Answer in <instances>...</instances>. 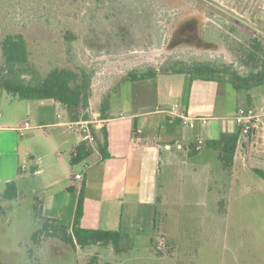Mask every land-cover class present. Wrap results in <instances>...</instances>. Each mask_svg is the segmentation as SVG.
Returning <instances> with one entry per match:
<instances>
[{
    "label": "rangeland",
    "instance_id": "obj_1",
    "mask_svg": "<svg viewBox=\"0 0 264 264\" xmlns=\"http://www.w3.org/2000/svg\"><path fill=\"white\" fill-rule=\"evenodd\" d=\"M131 1L107 0L95 12L97 5L89 0L83 8L79 7L78 18L70 13L71 16L62 17L65 21L59 11L63 8L66 13L68 9L63 5L68 1L0 0V36L9 31H27L33 61L47 68V63L59 64L64 52L62 38L50 27H64L71 23L67 22L70 19L77 22L79 33L69 54L71 64L94 69L91 112H98L99 103L108 92L113 95L110 111L139 110L150 112L146 116L151 118L164 115L163 110L184 98V103L189 100V118H207L204 124L185 126L196 136L198 127L204 125L220 129L221 124L238 131L232 111L246 105L244 90H235L224 82L197 79L192 80L190 89L189 74L161 72L178 61L228 64L243 71L241 45L250 35L264 43V0H147V12H140L137 3ZM164 2L172 8L186 4L192 11L205 7L208 15L203 22V38L210 43L202 42L194 27L189 26L177 33L175 44L169 47L170 29L165 21L174 11L167 10ZM133 5L137 6V15ZM75 6L73 3L69 10ZM132 15L135 16L131 19ZM91 27V34H96V39L99 36L96 42L85 41V33H90ZM150 69L159 74L141 81L127 80L129 71ZM258 89L264 90V86L250 93L260 111L263 103ZM0 98V117L13 121L12 142L20 141V147L34 156L24 160L27 171L18 181L16 197L0 198V264H88L92 256L99 264H264V176L246 165L241 145L233 166L227 170L215 155L211 157L209 150L207 159L205 154H181L170 163L164 156L156 175L157 163L145 159L141 199L135 205L137 213L125 212L124 206L126 214L118 229L128 233L129 240L122 241L124 250L118 254L98 245L72 249L50 235L40 237L37 244L31 237L43 218H54L63 225L71 223L68 211L56 215L45 212L44 207L48 199L56 196L59 201L62 194L76 199L77 192H65L73 174L83 177L84 199L86 195L90 200H100L103 195L107 198L108 191L101 190L97 168H92L96 163L93 156L71 164L70 149L78 140L71 125H37V113L27 115L25 107L27 103L37 108L38 100L18 99L2 88ZM216 102V111L193 113L197 103ZM21 120L33 126L23 135L15 130ZM59 121L62 118L54 122ZM219 133L218 130L216 137ZM30 162H36L43 172L32 175ZM4 189L5 184L1 183L0 192Z\"/></svg>",
    "mask_w": 264,
    "mask_h": 264
},
{
    "label": "trees",
    "instance_id": "obj_2",
    "mask_svg": "<svg viewBox=\"0 0 264 264\" xmlns=\"http://www.w3.org/2000/svg\"><path fill=\"white\" fill-rule=\"evenodd\" d=\"M64 7L66 13H63V8L59 11V16L62 18L72 13V17L78 18V12L81 11L79 7L83 8V4L90 2L95 3L96 10L99 11L104 2L107 0H64ZM167 1V0H166ZM175 1V0H174ZM177 1V0H176ZM137 3L140 12H147L150 8L147 0H132ZM179 2V0L177 1ZM75 3L76 6L70 9V6ZM168 2H164L167 10L174 11L172 17L168 18L165 23L167 28L170 29V38L168 46L175 44L177 33L189 26L194 27L196 35H198L202 42L209 44L203 38V22L208 15L205 7H197L192 11L191 7L186 4L184 7L179 8L168 7ZM146 4V5H145ZM174 2H172V5ZM143 5V7H142ZM136 5L135 15L138 10ZM74 9V10H73ZM134 15V16H135ZM131 16V19L134 17ZM66 21V20H65ZM63 27H50L55 31L57 36H60L61 42L64 46L62 53V61L59 64H48L49 67L43 68L33 61L29 45V33L23 31H9L0 36V88L4 89L7 93L22 100H52L63 105L66 110L68 121L71 124L77 122H87L90 134L94 138L96 150L100 153L103 159L109 158L108 152V139L107 129L105 125L97 128L95 123L90 120L92 114L90 111V98L92 95V79L94 76V69L84 65L71 64L70 52L72 51L74 42L79 34L75 28L77 22L70 19ZM56 28V29H55ZM90 33H85L84 37L86 42L97 41L96 34L93 27L88 29ZM242 35H239L241 37ZM103 40V39H102ZM65 54V55H64ZM243 71L233 68L232 65L199 62H173L167 65L161 73H187L190 79H198L204 81H216L219 83H228L235 90H244L246 92L247 101L250 102V92L257 88L264 86V43L261 38L250 35L244 44L239 48ZM42 68V69H41ZM155 70H132L128 72L127 80L130 82L141 81L150 77L158 75ZM112 93H106L99 107L98 119L105 120L108 116L110 105V98ZM76 127V126H74ZM238 132L236 133H222L215 140H206L203 143L204 147L217 151V158L224 170L230 169L234 164V158L238 147ZM200 145V144H199ZM195 146L193 145L192 148ZM94 147L88 140H80L70 152L71 164L79 163L85 158L89 157L94 152ZM257 173H263L254 169ZM69 191H77V201L72 218L69 225L59 224L54 218H43L41 226L34 230L32 233V240L39 244L40 237L50 235L53 238H58L63 244L75 249L77 246L84 250L87 247L98 245L103 248L112 250L113 253L118 254L124 248L122 247L123 240H129V234L117 230H106L99 228H84L81 226L80 221L83 214L84 202V180L82 178L81 184L78 189L74 186L68 187ZM17 194V185L14 180L8 181L5 184V189L0 192V198H14ZM41 214V213H40ZM45 251V250H44ZM41 251V254H44ZM96 257L92 256L88 260V264H99ZM170 262V261H166Z\"/></svg>",
    "mask_w": 264,
    "mask_h": 264
},
{
    "label": "crops",
    "instance_id": "obj_3",
    "mask_svg": "<svg viewBox=\"0 0 264 264\" xmlns=\"http://www.w3.org/2000/svg\"><path fill=\"white\" fill-rule=\"evenodd\" d=\"M191 81L192 80L189 78L188 84L190 89L193 86V81ZM183 94L184 91L182 97ZM257 94L259 96L258 98L263 103L260 111L254 106L251 93L250 102L247 101L245 95L246 105L253 106L258 112L264 113V90L262 89L260 91L258 89ZM112 99L113 95L110 98V108L112 107ZM2 101L3 99L0 98V102ZM183 101L184 98H181L174 102H178L180 111L187 115V112L190 110L189 100H186L185 103ZM37 104V108L31 107L27 103L25 107L27 115L37 113V115L35 114L37 117L34 118L36 123H38L37 125L44 126L67 123L72 126L75 134L78 136V140L71 146V152L73 147L80 142L81 136L76 129L77 127H74V125L70 124L68 121L66 110L63 105L52 100H38ZM217 104V102L212 105L197 103L194 106L193 113L201 114L206 112V109H213L216 111L218 108ZM238 107L239 106H236L233 109V115ZM91 114L94 118H91L90 121L95 123L97 128L105 125L107 129V149L110 157L103 159L96 150V145L93 141L91 144L95 148L94 152L83 161L93 156L96 163L92 168H97L96 171L100 176L101 190L103 192L108 191V195H106L107 198H104V195L101 196L100 200H90L86 195L80 221L81 226L84 228L117 230L122 226V218L123 215L126 214L123 213L124 206L127 207L125 212L137 213L135 205H138L137 203H139L141 199V173L145 159L148 163H157L155 169L156 175L160 168V162L164 156H167L170 163L173 160L175 161L177 156H181V154L189 156L195 155L197 157H202L205 154L207 159L209 156L207 151L209 150L211 152L210 154H212L211 157L215 155L217 158V151L204 147L203 143L206 140L218 139L220 136L216 137L218 130L220 132L219 134L237 132V129L228 130L221 124L220 129L217 126L214 129L215 125L211 127L204 125V127H198L196 136L190 129L185 128V125L182 124L179 117H173L166 113L159 118H151L146 116L149 115L150 112H140L139 110L131 113L124 111L116 112L110 111L109 109V117L105 120L98 119L99 111L91 112ZM140 116H142L141 120H139ZM56 118H62V121L54 122ZM25 121L26 120H21L20 124L22 125ZM12 124L13 121L11 119L0 117V184H6L8 181L14 180L18 186L19 179L27 171V165H24V160L26 158L30 160L34 159V156L31 155L27 149H22L20 147V141L15 143L12 142V136L15 134L14 126H10ZM15 130L17 131V128ZM137 130H140V132H137ZM198 142H201L200 145ZM193 145L195 146L194 148H192ZM239 148H237L236 154ZM259 149L260 150H252L245 147L242 154H244L246 158V165L261 171L264 176V150L262 151L261 148ZM28 167L32 175H39L43 172V169L40 168L36 162H30ZM76 174L81 175L80 173L73 174L70 178L71 184L69 186H74L78 189L83 177L81 175L82 178L80 180L75 179ZM69 186L66 187L65 192H77L69 191ZM150 193L152 195L153 190H151ZM76 201L77 197L73 199L72 196L68 197L66 194H62L59 201H56V196L51 197L47 200V207H44V211L57 213L56 215L68 211L71 213L72 219ZM131 219H133L132 215ZM130 225H132V223Z\"/></svg>",
    "mask_w": 264,
    "mask_h": 264
},
{
    "label": "built area",
    "instance_id": "obj_4",
    "mask_svg": "<svg viewBox=\"0 0 264 264\" xmlns=\"http://www.w3.org/2000/svg\"><path fill=\"white\" fill-rule=\"evenodd\" d=\"M163 112L173 117H179L182 124L185 126L187 125L189 127L194 126V123L196 121L205 123L207 120L206 117L189 118L185 113L180 111V106L178 102H174L170 106V108L163 110ZM234 119L238 127V145H241L243 148H250L252 150H260L259 148H261L263 151L264 113L258 112L255 107L250 105L239 106L234 114ZM72 125L77 127L76 129L78 130L79 135L81 136V140H88L91 143L93 142L94 138L90 134L87 122H77ZM32 128L33 126L30 125L29 122L25 121L20 127L17 128V131L20 132V135H23L24 132ZM137 132H140V130H137ZM198 143L200 144L201 142ZM242 156L243 160L246 162L244 154H242ZM81 178V175H75V179L80 180Z\"/></svg>",
    "mask_w": 264,
    "mask_h": 264
}]
</instances>
